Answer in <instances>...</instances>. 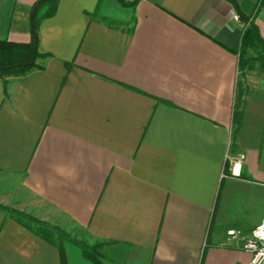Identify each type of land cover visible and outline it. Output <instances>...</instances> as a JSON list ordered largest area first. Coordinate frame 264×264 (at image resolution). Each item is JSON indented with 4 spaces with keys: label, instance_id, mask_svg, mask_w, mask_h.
Wrapping results in <instances>:
<instances>
[{
    "label": "crops",
    "instance_id": "0c3cea01",
    "mask_svg": "<svg viewBox=\"0 0 264 264\" xmlns=\"http://www.w3.org/2000/svg\"><path fill=\"white\" fill-rule=\"evenodd\" d=\"M37 1L0 0V39L30 42ZM236 1L248 22L230 0H60L41 67L0 76V204L100 264H249L228 230L264 222V70L239 69L264 0ZM62 245L66 264H98ZM0 264L63 263L0 208Z\"/></svg>",
    "mask_w": 264,
    "mask_h": 264
},
{
    "label": "trees",
    "instance_id": "16d2710c",
    "mask_svg": "<svg viewBox=\"0 0 264 264\" xmlns=\"http://www.w3.org/2000/svg\"><path fill=\"white\" fill-rule=\"evenodd\" d=\"M60 0H38L30 7V33L31 40L28 43L13 42L8 39H0V76L7 85L10 76H26L34 68L41 67L36 60L47 56L39 50V27L41 22L53 16ZM124 4L134 5L137 0H121ZM237 12L245 22L250 16L244 14L236 0H230ZM239 69L243 74L257 67L264 70V37L256 23L251 20L244 29L242 46L240 49ZM241 112L237 113L235 121L241 122ZM0 208L9 211L17 220L28 226L45 240L57 244L62 255V263L66 264L65 251L62 245L64 240H71L80 245L84 253L100 264L96 256L97 245H89L84 239L73 238L69 233L59 226L52 225L44 220L38 219L31 214L0 204Z\"/></svg>",
    "mask_w": 264,
    "mask_h": 264
},
{
    "label": "built area",
    "instance_id": "2783aa9c",
    "mask_svg": "<svg viewBox=\"0 0 264 264\" xmlns=\"http://www.w3.org/2000/svg\"><path fill=\"white\" fill-rule=\"evenodd\" d=\"M232 14L236 20H242L237 10L234 9ZM245 157L244 153H240L236 158L232 159L231 174L233 176H240ZM228 240L236 241L245 251L251 254L249 264H264V222L257 225L248 233H243L240 229L231 228L228 230Z\"/></svg>",
    "mask_w": 264,
    "mask_h": 264
},
{
    "label": "rangeland",
    "instance_id": "374dc122",
    "mask_svg": "<svg viewBox=\"0 0 264 264\" xmlns=\"http://www.w3.org/2000/svg\"><path fill=\"white\" fill-rule=\"evenodd\" d=\"M119 1V0H118ZM246 74H248L247 72H246ZM245 74H243V73H240V78L242 77V76H244Z\"/></svg>",
    "mask_w": 264,
    "mask_h": 264
}]
</instances>
